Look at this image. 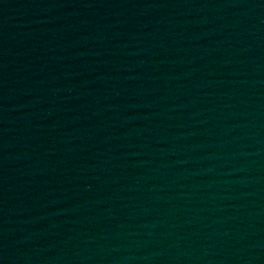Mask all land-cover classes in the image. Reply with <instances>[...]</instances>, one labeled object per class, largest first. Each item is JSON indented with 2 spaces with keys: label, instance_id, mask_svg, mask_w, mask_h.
<instances>
[{
  "label": "water",
  "instance_id": "water-1",
  "mask_svg": "<svg viewBox=\"0 0 264 264\" xmlns=\"http://www.w3.org/2000/svg\"><path fill=\"white\" fill-rule=\"evenodd\" d=\"M0 264H264V0H0Z\"/></svg>",
  "mask_w": 264,
  "mask_h": 264
}]
</instances>
